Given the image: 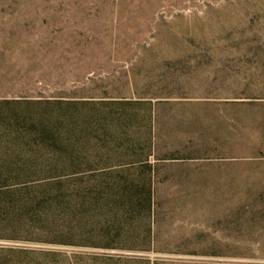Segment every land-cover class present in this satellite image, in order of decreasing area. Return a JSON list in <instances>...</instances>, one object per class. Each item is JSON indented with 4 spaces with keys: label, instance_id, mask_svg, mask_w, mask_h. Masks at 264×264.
Masks as SVG:
<instances>
[{
    "label": "rangeland",
    "instance_id": "374dc122",
    "mask_svg": "<svg viewBox=\"0 0 264 264\" xmlns=\"http://www.w3.org/2000/svg\"><path fill=\"white\" fill-rule=\"evenodd\" d=\"M148 262L264 264V0H0V264Z\"/></svg>",
    "mask_w": 264,
    "mask_h": 264
},
{
    "label": "trees",
    "instance_id": "16d2710c",
    "mask_svg": "<svg viewBox=\"0 0 264 264\" xmlns=\"http://www.w3.org/2000/svg\"><path fill=\"white\" fill-rule=\"evenodd\" d=\"M151 199H152V193H151V190H149L147 192V196H146V200L149 202L148 204L151 203ZM144 262H145V260H144ZM148 264H149V262H148Z\"/></svg>",
    "mask_w": 264,
    "mask_h": 264
}]
</instances>
